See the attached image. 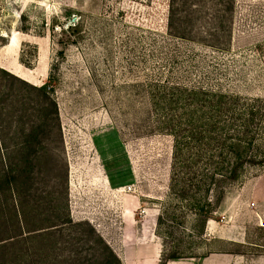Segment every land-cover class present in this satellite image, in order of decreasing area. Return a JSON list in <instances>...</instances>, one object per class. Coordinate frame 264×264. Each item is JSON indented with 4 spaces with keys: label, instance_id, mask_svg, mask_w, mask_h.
<instances>
[{
    "label": "rangeland",
    "instance_id": "obj_1",
    "mask_svg": "<svg viewBox=\"0 0 264 264\" xmlns=\"http://www.w3.org/2000/svg\"><path fill=\"white\" fill-rule=\"evenodd\" d=\"M168 6L169 0H0V168L19 140L23 103L37 108L42 101L28 85H45L57 103L60 133L53 128L45 136L53 158H42L35 173L43 209L47 191L65 200L67 188L72 220L88 222L117 256L126 233L152 232L150 226L164 257L243 251L249 264H264V227L257 225L264 199L254 192L264 168H249L229 187L213 207L214 230L204 229L171 188L173 139L159 129L150 98L151 84L163 79L264 98V0H234L218 40L206 15L192 29L179 20L169 28ZM33 115L21 121L25 128L38 121ZM92 241H83L86 253Z\"/></svg>",
    "mask_w": 264,
    "mask_h": 264
},
{
    "label": "trees",
    "instance_id": "obj_2",
    "mask_svg": "<svg viewBox=\"0 0 264 264\" xmlns=\"http://www.w3.org/2000/svg\"><path fill=\"white\" fill-rule=\"evenodd\" d=\"M233 9L234 0H169L167 24L175 28L174 22L179 20L192 29L206 15L208 31L212 32L209 35L218 40L216 34L224 32V21ZM28 86L42 101L35 103L37 108L23 103L26 105L15 118L20 122L16 127L19 140L1 159L0 201H4V212L0 226L4 235H0V264H21L22 260L24 264H122L88 222L70 217L67 179L63 181L66 191L61 193L65 200L47 191V208L38 202L43 197L37 192H43L37 187L35 173L42 158H53L44 138L53 128L60 133V124L50 90L45 85ZM150 98L159 129L173 139L171 188L205 229L214 205L223 201L229 187L249 168H264V98L169 79L151 84ZM34 113L39 114L38 121L25 128V121H21ZM74 228L86 237L76 236ZM90 238L93 241L88 248L94 250L89 254L83 241ZM176 258L162 253L158 264Z\"/></svg>",
    "mask_w": 264,
    "mask_h": 264
},
{
    "label": "crops",
    "instance_id": "obj_3",
    "mask_svg": "<svg viewBox=\"0 0 264 264\" xmlns=\"http://www.w3.org/2000/svg\"><path fill=\"white\" fill-rule=\"evenodd\" d=\"M260 179H262V182H257L254 192L256 198H258L257 196H259L264 199V184H261L264 183V175L261 176ZM210 220L211 219L206 222L205 229L212 233L215 226L209 224ZM148 228H150L152 232L149 231L147 233L146 231L142 230L141 235L136 233L135 231L126 233L124 240L119 245L120 255L118 257L120 258L122 264L159 263L162 255V249L159 243L160 238L155 234L154 230L150 226H148ZM128 235H130V238H127L129 237ZM127 239H130L132 242L129 243L130 241H127ZM127 246H129L128 251L126 250ZM122 248L123 250H125V254L123 253L124 255L121 253ZM247 257L248 255L243 251H223L209 253L208 255L199 259L188 258L186 260H168L165 264H249L247 261Z\"/></svg>",
    "mask_w": 264,
    "mask_h": 264
},
{
    "label": "built area",
    "instance_id": "obj_4",
    "mask_svg": "<svg viewBox=\"0 0 264 264\" xmlns=\"http://www.w3.org/2000/svg\"><path fill=\"white\" fill-rule=\"evenodd\" d=\"M258 225L263 228L264 227V219H262V220L260 219L258 222Z\"/></svg>",
    "mask_w": 264,
    "mask_h": 264
}]
</instances>
